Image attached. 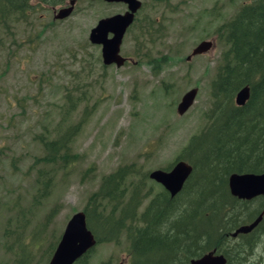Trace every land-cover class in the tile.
<instances>
[{"label": "rangeland", "instance_id": "1", "mask_svg": "<svg viewBox=\"0 0 264 264\" xmlns=\"http://www.w3.org/2000/svg\"><path fill=\"white\" fill-rule=\"evenodd\" d=\"M139 1L133 23L119 44V54L125 60L118 67L102 64L100 47L89 42L88 34L99 18L123 12L121 3L75 0L68 15L54 19L59 8L68 6V0H63L54 6L36 7L29 19L9 23L8 29L2 30L0 264H17L21 251L30 258L20 264H44L52 244L47 263L70 215L83 210L102 176L124 163L134 162L139 175L147 176L144 183L151 194L138 207L139 214L151 195L163 189L148 178V172L165 170L188 138L204 126L209 83L223 49L214 30L247 0ZM202 40H211V47L186 60ZM194 86L197 92L192 104L177 114L181 95ZM69 127L74 130H69L68 146L77 160L65 172L60 168L48 173L47 196L29 216L25 209L31 206L40 170L34 162L43 154L37 136L54 139ZM18 192L20 197L14 201ZM259 202L255 198L234 203L230 213H240L239 218L244 219L248 212L263 206L264 200ZM20 210L29 217L23 222L20 216V222L15 223ZM262 218L252 232L226 237L225 245L239 249L229 264H237L240 257H249L241 260L242 264H264ZM7 220L9 232L15 229L9 238L3 236ZM86 222L95 235L110 232L92 217ZM215 222L206 225L213 227ZM247 241L251 246H244ZM91 249L85 264H130L125 236L97 242ZM139 254L147 257L151 252L146 249ZM147 261L144 264H154Z\"/></svg>", "mask_w": 264, "mask_h": 264}, {"label": "trees", "instance_id": "2", "mask_svg": "<svg viewBox=\"0 0 264 264\" xmlns=\"http://www.w3.org/2000/svg\"><path fill=\"white\" fill-rule=\"evenodd\" d=\"M62 2L0 0V34L9 25L29 19L36 7ZM214 33L223 49L209 83L210 103L204 113L206 121L197 133L188 138L170 164L184 160L192 167L180 191L170 197L167 191L161 189L151 195L137 214L138 207L149 197L151 190L144 183L146 174L139 175L134 162L124 163L101 177L98 188L88 195L82 208L85 221L92 217L110 230L98 236L86 222L96 243L117 241L120 236H125L130 264H144L146 259L154 264H189L190 258L211 249L221 253L226 258L224 264H229L233 249L225 245L228 233L236 226L250 222L259 210L248 212L243 219L239 218L240 213H230V208L234 203H247L255 198L260 199V204L264 200V196L237 199L229 194L226 183L227 176L232 172L264 171V0L242 2L229 19L215 28ZM1 47L3 37L0 35V50ZM243 85H248L249 96L243 105H235L233 96ZM69 130L72 133L74 128L69 127L61 136L49 140L37 136L43 154L34 162L40 170L36 172L38 178L31 206L25 209L29 216L33 215L32 209L47 196L51 178L48 173L60 168L65 172L68 165L77 160V155L69 150ZM137 175L140 177H135ZM179 196H182L180 201ZM19 197L18 192L14 201ZM51 214L52 211L47 218ZM15 215V223L20 222V216L23 222L29 217L24 216L22 210ZM211 221H216L215 225L208 227L206 224ZM201 222L203 229L199 230ZM159 227L164 230L160 231ZM10 230L7 220L3 236L9 238L15 235V229L13 232ZM17 244L21 246L18 239ZM250 244L251 241H247L244 246ZM52 246L46 251L44 264ZM146 249L151 254L142 257L139 253ZM91 250H87L73 264H85ZM27 255L24 257L21 251L20 263L29 261L30 256Z\"/></svg>", "mask_w": 264, "mask_h": 264}, {"label": "water", "instance_id": "3", "mask_svg": "<svg viewBox=\"0 0 264 264\" xmlns=\"http://www.w3.org/2000/svg\"><path fill=\"white\" fill-rule=\"evenodd\" d=\"M105 2L123 3L125 10L106 17L99 18L95 25L90 28L88 40L92 44L100 46V57L102 64H114L116 67L123 64L125 58L119 54V44L128 26L133 22L135 13L140 7L139 0H103ZM75 0H68L67 5L59 8L53 15L54 19H62L72 9ZM108 33L111 35L108 36ZM212 45L211 40L198 42L185 57L188 60L191 56L206 52ZM197 92V87H191L180 97L176 105V113H184L192 104ZM249 96L248 85L240 87L233 96L235 105H243ZM192 167L184 160H176L167 169H154L148 172V178L159 183L169 196L177 194L184 181L189 176ZM227 189L231 196L237 199L248 200L258 195L264 196V171L260 173L252 172H232L227 176ZM264 214V204L257 216L247 224L237 226L230 236L235 237L239 233H247L253 229ZM96 243L95 237L86 226L85 214L83 210H78L67 219L58 241L46 264H73V262L83 255ZM190 264H224L225 258L222 254L214 253L210 250L199 257L189 260ZM117 264H122L119 262Z\"/></svg>", "mask_w": 264, "mask_h": 264}, {"label": "flooded vegetation", "instance_id": "4", "mask_svg": "<svg viewBox=\"0 0 264 264\" xmlns=\"http://www.w3.org/2000/svg\"><path fill=\"white\" fill-rule=\"evenodd\" d=\"M121 4H123V3H121ZM123 5H124V4H123ZM124 6H125V5H124ZM105 17H106V16H105ZM110 35H111V34L108 33V36H110ZM99 47H100V46H99ZM99 51H100V50H99ZM158 184H159V183H158ZM240 200H243V199H240ZM261 208H262V206H261ZM261 208L258 210L259 212H260ZM259 212H258V213H259ZM258 213H257V214H258ZM257 214L254 216V218L257 216ZM263 216H264V215H263ZM254 218H253V219H254ZM253 219H252V220H253ZM262 219H263V218H261V220H262ZM252 220H251V221H252ZM261 220H260V221H261ZM251 221H250V222H251ZM248 223H249V222H248ZM243 224H247V223H243ZM240 225H241V224H240ZM236 227H237V226H236ZM236 227H235V228H236ZM233 230H234V229H233ZM233 230H232V231H233ZM232 231H231V232H232ZM249 232H250V231H249ZM249 232H247V233H249ZM247 233H239V234H237V235H240V234H247ZM228 235H230V232L228 233ZM237 235H236V236H237ZM241 248H242V247H241ZM211 250H214V249H211ZM237 250H239V249H235V250H233V252H235V253H233V252L231 253L232 261L236 258V255H237V254H236V251H237ZM214 253H215V252H214ZM216 254H221V253H216ZM201 255H202V254H201ZM197 257H199V256H197ZM223 257H224V256H223ZM192 258H196V257H192ZM192 258H190V259H192ZM224 258H225V257H224ZM248 258H249V257H247V259L244 258V257H240L239 259H237V260L239 261L238 264H240V263L242 264V261H240V260H244V259H245V261H247ZM190 259H189V260H190ZM225 259H226V258H225ZM189 260H188V263H189ZM17 264H20V260L17 261ZM189 264H190V263H189Z\"/></svg>", "mask_w": 264, "mask_h": 264}, {"label": "bare ground", "instance_id": "5", "mask_svg": "<svg viewBox=\"0 0 264 264\" xmlns=\"http://www.w3.org/2000/svg\"><path fill=\"white\" fill-rule=\"evenodd\" d=\"M175 195H176V194H175ZM258 196H262V195H258ZM255 197H257V196H255ZM253 198H254V197H253ZM250 199H252V198H250ZM250 199H248V200H250ZM263 215H264V214H263ZM263 215H262V217H263ZM262 217H261V218H262ZM260 220H261V219H260ZM259 222H260V221H259ZM259 222H258V223H259ZM258 223H257V225H258ZM257 225H256V226H257ZM256 226H255V227H256ZM251 230H252V229H251ZM251 230H250V231H251Z\"/></svg>", "mask_w": 264, "mask_h": 264}]
</instances>
